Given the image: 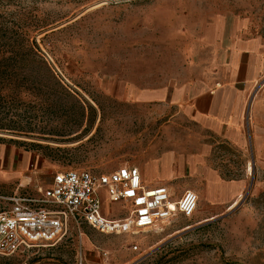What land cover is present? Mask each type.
Segmentation results:
<instances>
[{"label": "rangeland", "instance_id": "1", "mask_svg": "<svg viewBox=\"0 0 264 264\" xmlns=\"http://www.w3.org/2000/svg\"><path fill=\"white\" fill-rule=\"evenodd\" d=\"M237 23L245 37H264V0H0V144L27 152L26 174L40 180L122 166L142 176L140 167L148 172L192 127L170 119L174 107L131 99L128 86L179 84L205 35L227 40ZM226 155L219 151L224 163L213 167L249 181L232 208L199 197L190 217L120 235L70 223L56 243L0 256V264H264V163H247V154L225 163ZM161 170L175 197L184 184L201 186ZM18 183L0 186V195Z\"/></svg>", "mask_w": 264, "mask_h": 264}, {"label": "crops", "instance_id": "2", "mask_svg": "<svg viewBox=\"0 0 264 264\" xmlns=\"http://www.w3.org/2000/svg\"><path fill=\"white\" fill-rule=\"evenodd\" d=\"M218 26L219 22L214 24L217 30ZM244 26V23L234 25L227 40L220 32L207 33L201 41L203 46L196 50L197 59L188 66L179 84L149 89L128 86L131 99L162 105L163 109L174 107L177 112L170 114V119H182L192 127L186 128V139L172 144L158 160L149 162L148 172L140 167L142 182L147 187L165 186L170 191V182L159 180L157 167L162 169L163 177L170 179L187 174L201 185L195 189L198 201L200 197L213 208L229 205V209L249 181L224 179L211 164L224 163L218 158L219 151L225 149L229 154L225 163H232L230 157L242 158L246 154L247 163H264V37H245L241 34ZM27 163H30L27 152L0 144V186L7 189L9 184L19 182L13 192L0 197L13 194L40 197L37 190L50 187L53 173L40 180L36 173L26 174ZM31 182L41 186L31 189ZM190 188L185 184L180 186L178 197L170 191L172 200L193 189ZM103 201L107 202L106 210ZM112 205L122 208L119 203H110L103 192V213L122 217L121 212H112Z\"/></svg>", "mask_w": 264, "mask_h": 264}, {"label": "built area", "instance_id": "3", "mask_svg": "<svg viewBox=\"0 0 264 264\" xmlns=\"http://www.w3.org/2000/svg\"><path fill=\"white\" fill-rule=\"evenodd\" d=\"M103 192L110 203L122 205L125 216L113 218L103 213ZM37 193L40 197H0V256L50 246L66 234L70 223L114 235L151 229L176 214L190 217L198 202L192 190L172 200L167 187H147L135 166L109 173L85 169L55 172L50 187ZM78 264L86 263L80 259Z\"/></svg>", "mask_w": 264, "mask_h": 264}]
</instances>
